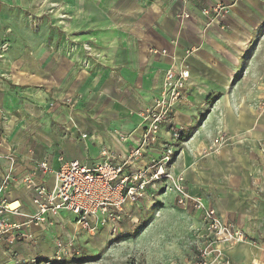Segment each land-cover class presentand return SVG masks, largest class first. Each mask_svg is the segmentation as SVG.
<instances>
[{
    "label": "crops",
    "instance_id": "obj_1",
    "mask_svg": "<svg viewBox=\"0 0 264 264\" xmlns=\"http://www.w3.org/2000/svg\"><path fill=\"white\" fill-rule=\"evenodd\" d=\"M9 3L0 0V8ZM217 3L229 5L228 12L218 23L206 25L200 7ZM66 6L71 18L65 34L51 37L48 52L24 51L18 59L23 75L18 74L17 82L26 84V92L32 95L27 72L34 85L49 91L34 92L35 102L27 103L19 118L5 110L10 84L4 80L6 64H0V127L7 133L16 127L19 133L20 125L31 120L39 124L43 118H49L51 127L49 135L39 136L49 141L48 149L32 161L27 155L16 159L14 180L0 199L31 213L33 193L22 177L42 160L52 169L59 156L93 163L102 158L103 149L120 160L140 137L139 113L158 94L164 71L173 59L184 57L190 69L187 99L176 108L174 122L188 131L172 169L183 172L190 194L246 232L247 242L227 250L230 264H264V109L258 108L264 100V0H66ZM181 9L190 17L180 21L176 14ZM187 49L192 51L185 56ZM218 131L226 132L231 142L217 153L198 155ZM6 151L0 144V180L9 169ZM37 177L52 186L50 172L38 171ZM188 211L199 218L197 211ZM58 222L54 231L73 229L74 219L66 212ZM51 228L31 227L34 239L14 245L18 259L0 251V264L50 257Z\"/></svg>",
    "mask_w": 264,
    "mask_h": 264
},
{
    "label": "built area",
    "instance_id": "obj_2",
    "mask_svg": "<svg viewBox=\"0 0 264 264\" xmlns=\"http://www.w3.org/2000/svg\"><path fill=\"white\" fill-rule=\"evenodd\" d=\"M228 9L229 5L217 3L204 5L199 11L207 25L218 23ZM176 16L182 21L189 18L190 13L181 9ZM153 51L167 54L165 50ZM191 51L185 50V56ZM189 75L184 57L172 60L164 71L158 94L139 113L140 137L120 160H115L110 150L103 149L102 158L93 163L59 156L58 167L52 169L47 160L37 162L32 171L22 177L33 193L31 203L34 210L21 213L19 204L13 205L15 201H8L6 197L0 199V251L18 259L14 245L34 239L28 231L31 227L56 224L61 212L72 215L76 229L94 234L101 227H107L109 234L116 237L127 217H136L137 220L138 216L132 214L134 210L140 214L147 203L153 204L155 198L171 193L178 207L195 210L201 217L202 242L197 252L198 264H230L227 250L247 242L246 232L221 218L202 197L190 194L183 172L172 169V159L183 132L182 127L174 122V113L178 105L186 102ZM258 108L264 109V103H259ZM228 140L230 137L223 134L215 139L219 144ZM149 151L154 152L140 164ZM38 171L53 175L51 187L37 177ZM13 180L11 169H7L0 180V195L8 190ZM9 215H20L23 220H12ZM71 244V239L58 242L47 263L73 258L78 251Z\"/></svg>",
    "mask_w": 264,
    "mask_h": 264
},
{
    "label": "rangeland",
    "instance_id": "obj_3",
    "mask_svg": "<svg viewBox=\"0 0 264 264\" xmlns=\"http://www.w3.org/2000/svg\"><path fill=\"white\" fill-rule=\"evenodd\" d=\"M7 6L0 8V64H6L8 76L5 74L4 80L10 84L5 110L9 116L19 118L25 105L35 102L34 92L43 90L49 95L48 89L33 84V75L28 72L26 78L30 81L32 95L26 92V84L20 85L17 82L21 72L18 65L20 55L24 51L48 52L52 46L51 37L63 36L66 32V22L71 17L66 0H26L23 4L10 0ZM4 8H7V16ZM47 76L43 75L44 78H48ZM259 103H264V100ZM43 111L48 113V110ZM48 119L43 118L39 124L31 120L20 125L22 131L19 133L16 127H13L10 133L0 127V144L4 143L6 146L5 158L9 161V169H12L17 158L27 155L32 161L37 158L36 153L48 149L49 141L39 138L41 133L49 135L51 127ZM179 126L183 129L180 135L182 140L177 144L173 161L179 155L184 135L188 131L186 127ZM222 134L229 136L226 132L218 131L211 144L197 154L217 153L220 147L231 142L229 136L230 140L226 143H217L215 139ZM240 141L237 140L238 143ZM165 196L163 199L155 198L153 204L147 203L140 214L134 210L132 214L138 216L137 220L136 217H127L121 223V233L116 237L102 228L94 234H88L74 226L72 230H61L62 233H59L54 230L55 225L60 223L52 225V253H55L58 242L71 239V247L78 251L74 255L83 259L80 264H198L197 252L202 242L201 217L199 216V219L193 211L178 207L171 193ZM48 257L49 255L44 259ZM36 259L30 258L25 264L37 263L39 260ZM40 264L48 263L42 261ZM60 264L78 263L68 257Z\"/></svg>",
    "mask_w": 264,
    "mask_h": 264
},
{
    "label": "trees",
    "instance_id": "obj_4",
    "mask_svg": "<svg viewBox=\"0 0 264 264\" xmlns=\"http://www.w3.org/2000/svg\"><path fill=\"white\" fill-rule=\"evenodd\" d=\"M181 139H182V138H181ZM72 259H73V261H74L75 263L83 262V259L80 258V257H77V256H74ZM42 261L48 262L49 260H48V259H43V260L40 259L37 263L40 264ZM37 263H35V264H37ZM50 263H51V264H60V262H55V261H51Z\"/></svg>",
    "mask_w": 264,
    "mask_h": 264
}]
</instances>
